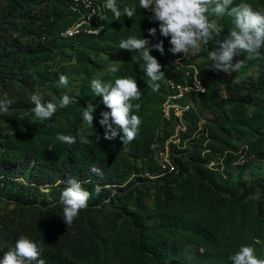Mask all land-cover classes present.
I'll return each mask as SVG.
<instances>
[{
	"label": "rangeland",
	"instance_id": "374dc122",
	"mask_svg": "<svg viewBox=\"0 0 264 264\" xmlns=\"http://www.w3.org/2000/svg\"><path fill=\"white\" fill-rule=\"evenodd\" d=\"M244 2L256 10H264L262 0ZM118 5L121 9L125 5H135L134 17L130 19L121 16L120 20H116L108 10V27L98 39L74 42L58 38L61 29L70 22L65 19L58 24L53 34L47 35L43 40L53 50L39 58H33L29 64L21 62L18 65L19 80L5 96V99H11L13 103L0 121V197L5 199L0 204L1 207L13 209L15 200L11 195L17 190L19 183L35 185L28 178L36 168L37 161L42 162V165L45 163L42 174L44 177L50 170L61 167L70 156L84 153L81 158L86 161L82 166L74 171L65 167L63 175L69 179L81 180L82 185L91 182V174L97 176L95 186L100 185L102 191L95 193L92 204L101 207L111 203L107 208L114 216L119 215L116 212L123 208V202L119 199L127 193L136 176L146 173L153 176L148 178L149 182L143 188L142 209L132 224L116 238L117 246L100 253L98 264L101 259L107 264H139L137 251L140 233L156 227L161 232L177 228L185 231L184 235L178 234V237L182 246L184 245L188 264H233L229 257L243 245L253 246L257 257L264 259V207L260 204V199L264 197V146L251 152V135L237 130L228 117H220V107L216 104L217 95L226 96L229 89L235 91L239 86L252 88L261 74L260 62L257 57L241 53L233 59V63L242 61L238 71L230 74L220 71L218 77L213 79L209 54L219 46L217 40L223 41L228 34H220L209 43L201 45L197 61L204 66L211 93L199 99L193 114L194 126L190 135L194 138V149L191 152L189 149L178 150V154H182L179 164L184 174L173 186L169 197L156 187L159 185V178L154 177L158 169L150 165L148 160L162 127L161 119L159 122V107L166 92L167 72L174 58L168 51L171 47L170 38L160 35L159 22L150 19L152 13L149 10L139 7V0H118ZM209 19L218 26L221 25L222 17L210 16ZM152 27L157 28L154 37L147 31ZM133 35L147 38L151 44L164 41L165 54L161 55L157 50L151 53L165 66V77L159 82L158 91L154 92L148 87V78L139 69V64L143 61L139 58L133 60V52L119 47L122 39ZM112 64L119 65L118 72L107 70ZM61 74L69 78L67 88L57 87ZM122 76L136 78L143 93L140 101H133L141 104L136 113L142 120L139 134L126 144H123L119 136L113 140L105 139V127L104 132L99 134L101 113L110 110L102 103V97L95 96L90 87L94 78L114 83L115 79ZM83 87L85 90L80 94ZM37 90L44 97L45 103L48 100L59 103L63 94L69 95L72 98L69 111L58 108L51 121H39L28 104L30 96ZM89 101L96 105L93 126H89L81 115ZM262 101L264 89L251 94L249 108L253 111ZM226 108L230 111L229 105ZM37 126L41 127L40 131L33 130ZM22 132L28 133L29 138L20 136ZM60 133L76 136V143L69 145L60 142L56 138ZM209 136L211 140L208 142ZM148 141L150 150L144 156ZM206 144H209L210 152H205ZM44 145H48L50 149L56 147L57 152L51 153L49 150L47 154ZM211 159L213 163L216 161L213 166L210 164ZM94 166L101 170L100 174L92 171ZM6 171L14 172L15 177ZM85 179L87 181L83 182ZM64 182L61 180L53 186L58 187L59 183ZM39 190V205H42L44 199L48 204H54L55 198L62 193L53 194L51 185L46 184L40 186ZM238 194L239 198H235ZM3 212L12 222L8 231L17 233V239L26 236L19 227L21 217L10 216V210ZM196 229L210 237L207 246L202 249L193 236ZM61 255L63 264L73 260V256L68 253L63 252ZM149 264L157 262L150 261Z\"/></svg>",
	"mask_w": 264,
	"mask_h": 264
},
{
	"label": "trees",
	"instance_id": "16d2710c",
	"mask_svg": "<svg viewBox=\"0 0 264 264\" xmlns=\"http://www.w3.org/2000/svg\"><path fill=\"white\" fill-rule=\"evenodd\" d=\"M262 1L264 2V0ZM242 2L244 0H234L233 6ZM68 17L67 4L61 0H0V99H5L6 94L13 89L19 80L17 68L21 62L29 64L33 61V58H39L42 54L53 50L52 47L46 46L43 40L47 35L53 34L60 22L65 19L70 21ZM108 21L109 11L107 27ZM222 25L224 28L220 34L229 35L234 28L232 17L227 15L222 17L219 27H222ZM61 31L58 34L59 39L74 42L83 39H98L106 30L98 37H80L77 40L62 38L60 36ZM198 55L199 53L192 55L189 61L198 63L202 68V78L209 89L200 98L202 99L211 93V87L203 64L197 61ZM173 57L175 58L176 56ZM174 58H172V65L167 72V79L172 77V69L175 66ZM257 60L260 62L261 74L259 80L254 83L252 88L239 86L238 88L236 87L235 91L229 89L226 96L219 94L216 99V104L221 111L219 116L228 117L237 130L246 135H251V152L264 146V101L260 102L253 111L248 105L251 100V94L262 92L264 89V47L260 49V56L257 57ZM218 75L219 72H211L213 79L218 77ZM84 90L85 87L82 88L80 94ZM163 99L164 97L159 107V122ZM28 104L32 109L35 107L31 101ZM227 105L230 106V111L227 110ZM65 108L69 111V105ZM1 120H3V114H0ZM240 125L243 128L239 127ZM103 128L101 126L100 130H98L99 134L104 132ZM33 130L40 131L41 127L37 126ZM20 136L25 139L29 138V134L25 132L20 133ZM150 141L147 143V148L143 153L144 156L149 153ZM44 147L48 154L49 146L44 145ZM50 151L51 153H56L57 148L52 147ZM83 154L70 156L67 161L62 163L61 167L50 170L44 177H42V174L45 163L42 165V162L39 163L37 161L36 168L28 178V181L35 185L30 186L19 183L16 186L17 190L11 195L15 200L13 209L5 206L1 207L0 205L1 257L17 240V233L8 231L12 222L9 217H6L8 215L3 212L8 210L11 211L12 215L10 216L14 218L21 217L22 221L19 227L26 236L29 239L34 238V241L45 248L42 258L45 259L46 264H63L61 255L63 252L73 256V260L66 264H91L92 261L94 264H98L97 259L103 250H113L117 246L118 240L116 238L122 235L123 229L132 224L138 212L142 209L141 195L144 193L143 188L146 183L149 182L148 178L136 177L134 179L133 186L131 185L127 193L119 199L123 202V208L119 210L120 212H116L119 215L115 216L107 208L111 203L101 207L92 204L95 196L96 183L94 180L97 178V176L94 177L92 174L90 175L91 178L93 177L91 182L83 184V187L92 193L88 201L90 206L86 210H82L71 225L68 226L63 220V206L60 203V197L55 198L54 204H48L44 199L41 203L42 205H39L38 193L40 186L44 184L51 185L53 194L61 193L68 186L66 182L69 181V178L63 175V170L65 167L73 171L80 168L86 161V159L81 158ZM231 160L232 157L229 161L231 162ZM149 162L152 165V162ZM6 173L15 177L14 172L6 171ZM183 174L184 172L182 171L179 175L159 179V185L156 187L170 197L174 189L173 186L181 180ZM61 180L65 182L59 183L58 187L53 186L59 181L61 182ZM85 181L87 179L83 182ZM137 181H140V186L136 185ZM12 184L15 185V183ZM235 198H239V194ZM3 202H5V199L0 197V204ZM260 204L264 207V197L260 199ZM184 232L183 229L178 228L167 232L165 230L161 232L158 227L152 230H144L140 233L138 244L139 264H149L150 261H155L157 264H188L184 253V245L182 246L178 237L179 235H184ZM193 236L201 249L207 246L206 243L210 239L200 229H196ZM99 264H107V262L101 259Z\"/></svg>",
	"mask_w": 264,
	"mask_h": 264
},
{
	"label": "clouds",
	"instance_id": "9594fccd",
	"mask_svg": "<svg viewBox=\"0 0 264 264\" xmlns=\"http://www.w3.org/2000/svg\"><path fill=\"white\" fill-rule=\"evenodd\" d=\"M233 2L234 0H139V7L149 10L152 13L150 19L159 22L160 35L170 38L171 47L168 51L174 56L182 54L187 57L190 53L197 54L202 44H207L220 35L223 29L215 21L210 20V16L232 17L234 28L223 41L217 40L219 46L209 54L210 70L230 74L238 71L242 66L240 60L233 63L234 57L241 53H246L250 57H259L260 49L264 47V10H256L246 2L233 6ZM103 6L113 13L116 20H120L121 16L131 19L136 12L135 5H125L121 9L118 0H105ZM147 31L154 37L157 28L152 27ZM119 47L133 52V60L139 58L143 61L139 64V69L148 78V87L154 92L158 91L159 82L165 77V66L151 53L157 50L161 55L165 54L164 41L160 40L158 43L151 44L149 39L133 35L122 39ZM107 70L113 73L118 72L119 65L112 64ZM68 85L69 78L61 74L57 87L67 88ZM90 87L95 96L102 97V103L110 110L102 112L99 121L101 126L105 127L104 138L113 140L119 136L123 144L136 139L142 123L141 117L136 114L141 104L133 103V101H140L143 95L137 79L122 76L112 83L94 78L91 80ZM30 101L35 105L32 112L36 119L51 121L58 108L67 107L72 102V98L63 94L59 103L52 100L45 103L44 97L37 90L30 96ZM12 103L11 99H0V114H7ZM95 108L96 105L89 101L81 114L82 119L89 126H93ZM121 132L123 135H120ZM56 138L69 145L76 143L74 135L60 133ZM92 171L100 174L101 170L94 166ZM94 191L99 194L102 191L101 186L96 185ZM91 195L92 193L85 189L79 180L69 179L68 186L60 196V203L63 206L62 217L68 226L74 222L82 210L87 209ZM43 252L44 248L36 241L27 236H21L15 241L14 246H10L3 253L0 264H46L45 259L42 258ZM255 253L253 246L243 245L229 259L233 264H264V259L258 258Z\"/></svg>",
	"mask_w": 264,
	"mask_h": 264
},
{
	"label": "built area",
	"instance_id": "2783aa9c",
	"mask_svg": "<svg viewBox=\"0 0 264 264\" xmlns=\"http://www.w3.org/2000/svg\"><path fill=\"white\" fill-rule=\"evenodd\" d=\"M66 2L70 24L61 31L64 39L77 40L80 37H98L107 28L108 10L103 6V0H61ZM98 33V34H97ZM193 54L184 57L179 54L174 58L172 77L166 82V93L161 103V132L152 148L150 160L158 169L154 178H165L182 173L179 164L182 154L178 150L192 147L191 128L194 126L193 113L196 111L199 99L209 89L202 78V68L196 62H190ZM203 121L200 127L203 128ZM211 140L210 136L207 138ZM205 152H210L209 144ZM210 164L213 166L215 163ZM136 177L151 178L149 173ZM137 185L141 184L137 181Z\"/></svg>",
	"mask_w": 264,
	"mask_h": 264
}]
</instances>
